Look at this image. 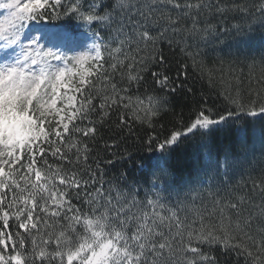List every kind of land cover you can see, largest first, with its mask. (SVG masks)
<instances>
[{"label":"snow or ice","instance_id":"6c2138e0","mask_svg":"<svg viewBox=\"0 0 264 264\" xmlns=\"http://www.w3.org/2000/svg\"><path fill=\"white\" fill-rule=\"evenodd\" d=\"M164 44L181 53L175 76ZM113 116L144 129L139 177L118 141L111 159L93 154ZM233 130L239 145L213 155L211 138ZM186 143L208 162L180 182ZM228 258L264 264V0H0V264Z\"/></svg>","mask_w":264,"mask_h":264},{"label":"trees","instance_id":"16d2710c","mask_svg":"<svg viewBox=\"0 0 264 264\" xmlns=\"http://www.w3.org/2000/svg\"><path fill=\"white\" fill-rule=\"evenodd\" d=\"M234 22V21H232ZM163 55L167 58L168 63L171 66L170 75L175 76V73L178 68V63L182 62L181 53L175 48H169L166 44L162 45ZM206 52V59L211 63L214 60L216 53L211 50L204 49ZM190 71L189 82H193V76ZM247 72V69H245ZM198 91L203 89L204 91H208L207 85L202 84L198 79H195L193 85ZM175 103V112L179 113L181 109H183L185 116H187L190 107H191V98L187 101H184L183 98L177 97ZM173 119L172 113H169L168 116L164 118L163 121L159 123H164ZM116 117L113 116L112 121L106 123L103 127L99 128L97 140L94 144L95 152L94 155L99 154V156L105 160L111 159L112 157L107 155L108 149H106L105 145H110L113 140L119 142V149H111V151L117 152L118 157L124 154V150L128 152H132L134 154V163L132 161L126 162V167L128 170L135 176L139 177L142 168L139 167L141 163H143L146 167L150 166L152 163V156L150 153L145 151H136L140 141L137 137L144 138L145 133L144 129L136 128L134 130V135H129L128 130L124 129L120 131L114 121ZM247 143L251 146L255 142V146L259 148V125H257L255 133L249 129L246 134ZM240 143L239 133L235 130L231 132H218L216 133L210 140V144L213 150V155L217 150H234ZM259 157V153L257 152V158ZM207 156L206 152L202 149L197 148L191 143H186L177 148L176 152L172 158V166L176 172V179L180 182H187L189 180L190 175H192L196 169L200 168L204 164H206ZM255 164V161H254ZM120 164L117 163L116 168H119ZM116 168H113L109 175L115 174ZM223 178V177H222ZM248 180L247 173L237 174L232 180L231 185L235 186L237 184L243 185L244 182ZM205 182L207 183V178H205ZM221 259H224L221 257ZM227 264H232V258H228Z\"/></svg>","mask_w":264,"mask_h":264}]
</instances>
